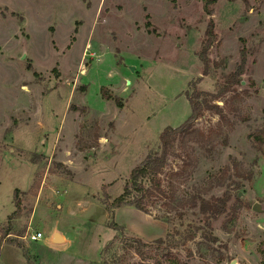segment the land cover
Segmentation results:
<instances>
[{
    "label": "rangeland",
    "instance_id": "374dc122",
    "mask_svg": "<svg viewBox=\"0 0 264 264\" xmlns=\"http://www.w3.org/2000/svg\"><path fill=\"white\" fill-rule=\"evenodd\" d=\"M209 9L207 16L203 0H0V264H104L105 248L120 235L147 244L142 259L118 239L123 264H264V212L252 210L264 207V144L257 151L250 138L257 131L264 136V0H218ZM211 23L217 40L204 77L198 53ZM243 51L240 98L229 101L226 122L206 112L193 125L204 133L220 125L224 133L209 144L190 143L188 175L175 186L185 197L226 167L233 175L236 162L252 173L234 175L245 207L232 189L233 215L213 225L222 248L199 234L169 252L155 240L199 224L197 210L181 219L161 201L148 214L124 207L112 216L107 207L159 148L162 131L189 118V84L202 78L197 88L215 93ZM103 87L122 105L104 99ZM231 96L215 103L223 107ZM179 145L163 178L182 165ZM8 228L21 234V248L2 238ZM59 230L69 243L51 242V249ZM29 231L43 238L24 240Z\"/></svg>",
    "mask_w": 264,
    "mask_h": 264
},
{
    "label": "trees",
    "instance_id": "16d2710c",
    "mask_svg": "<svg viewBox=\"0 0 264 264\" xmlns=\"http://www.w3.org/2000/svg\"><path fill=\"white\" fill-rule=\"evenodd\" d=\"M203 1L204 12L207 16H210L211 12L209 6L210 4L216 3L218 0ZM146 19V27L150 30V16L147 15ZM216 40L217 36L214 32V26L211 23L206 31V38L203 42L202 49L198 53V58L203 65L202 75L204 77L210 75L211 61L209 58V52ZM245 66L246 57L245 51H243L240 64L237 65L235 71L228 74L224 78V82L219 85L215 93L201 91L197 88L196 83H199L202 78H199L198 81L189 84V86L192 87V92L186 91L185 93L191 107V114L189 118L177 128L167 127L162 131L159 136V148L151 151L145 159L130 172L122 194L114 199L107 207V212L109 214L113 216V212L115 210L124 207H133L138 211L148 214V208L153 205L155 201L163 202V205L166 207L168 213L175 212L181 219L188 213V210H197L195 213H197L200 217L198 222L199 224H188L182 230L169 232L165 238L155 240V243L160 247L165 246L170 252L171 249L179 246H185L189 242L194 241L200 234L205 242L214 246H219L220 248L223 247L219 238H217V236L213 233V225L222 217H230L233 215L230 214L231 212L229 209L230 202L233 198L232 189L237 190L236 198L239 201V207H245L242 200L239 199L240 185L234 179V175L242 178L247 177L249 179L252 177V173L245 175L242 168L239 167L236 162H233V175L228 174L230 167H226L222 169L218 175L209 179L208 187L199 189L185 197H179L177 195L175 183L180 178L188 175L187 172L190 169L191 161L194 155L190 143L195 141L196 138H199L200 142L209 144L215 138H218L224 133L223 127L220 125L215 127L216 129H209L206 133L197 132V130L193 128V125L194 122L201 118L206 112L215 114L219 116L220 121L226 122L228 118L226 109L229 101L240 98V94L237 92L236 87L242 85L241 77L244 74ZM32 69V66L29 65L28 70L32 71ZM33 74L34 76H38L37 72H34ZM101 92L104 99L107 101H114L118 106L122 105L120 98L109 93L107 88H101ZM229 95L232 96L230 99H226L224 101L223 107L215 103L219 99H224ZM250 138L252 139V143L256 150L260 151L264 144L263 134L257 131L253 133ZM178 141L182 152V154L178 157H182V165L177 171L172 172L168 177L163 178L162 175L165 173L168 158L171 153H173L175 144ZM165 179H167V182H165ZM213 188L224 189V191L220 196L205 198L204 195ZM19 194H21V192L16 189L14 192V203L17 209L21 206ZM164 222L167 223L168 219H165ZM110 228L114 230L124 229L123 226L116 223L110 224ZM224 229L227 233H231V230H228L226 227ZM10 231L11 229L8 228L7 232L2 234V238H5V241H8V244L21 248L23 245L16 242L18 237H21V234H16ZM122 237V235L116 236L114 241L107 245L104 254L107 255L108 258L104 264L124 263V256L115 248V242L118 239H120V243L125 249L133 250L134 253L142 259L147 258V244L137 238H126L122 240ZM261 254L264 256V251L261 252Z\"/></svg>",
    "mask_w": 264,
    "mask_h": 264
},
{
    "label": "water",
    "instance_id": "95a60500",
    "mask_svg": "<svg viewBox=\"0 0 264 264\" xmlns=\"http://www.w3.org/2000/svg\"><path fill=\"white\" fill-rule=\"evenodd\" d=\"M252 210L257 212V213H263L264 212L261 204H259V203L254 204L252 207ZM52 242H54V244H61L64 242V239L62 238V236L59 232H56L53 236ZM231 264H234V262H232Z\"/></svg>",
    "mask_w": 264,
    "mask_h": 264
},
{
    "label": "built area",
    "instance_id": "2783aa9c",
    "mask_svg": "<svg viewBox=\"0 0 264 264\" xmlns=\"http://www.w3.org/2000/svg\"><path fill=\"white\" fill-rule=\"evenodd\" d=\"M42 238H43L42 233L35 232V231H32V232L29 231L23 239L28 240L30 242H39V240H41Z\"/></svg>",
    "mask_w": 264,
    "mask_h": 264
},
{
    "label": "crops",
    "instance_id": "0c3cea01",
    "mask_svg": "<svg viewBox=\"0 0 264 264\" xmlns=\"http://www.w3.org/2000/svg\"><path fill=\"white\" fill-rule=\"evenodd\" d=\"M259 204H260V203H259ZM261 206H262V208H263V210H264V207H263L262 204H261ZM118 210H119V209H118ZM56 232H59V233L61 234L62 238L64 239L63 245H67V244L69 243L68 238H67L64 234H62V232H61L60 230H59V231H55L54 234H55ZM54 234L52 235L51 239H50L49 242H48V243H49V248H51V249H54V248H52L53 246L51 245V242H52V239H53ZM242 245H243V247L245 248V247L248 246V243L245 242V241H242Z\"/></svg>",
    "mask_w": 264,
    "mask_h": 264
}]
</instances>
